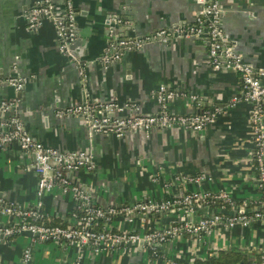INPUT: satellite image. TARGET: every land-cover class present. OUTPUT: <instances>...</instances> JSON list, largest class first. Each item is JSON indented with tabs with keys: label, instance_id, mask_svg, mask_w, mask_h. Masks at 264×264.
Masks as SVG:
<instances>
[{
	"label": "crops",
	"instance_id": "1",
	"mask_svg": "<svg viewBox=\"0 0 264 264\" xmlns=\"http://www.w3.org/2000/svg\"><path fill=\"white\" fill-rule=\"evenodd\" d=\"M34 1L0 0V83L18 78L25 86L22 98H17L15 87H0V100L15 103L12 112L32 136L45 144L93 153L95 169L69 177L96 205L180 197L192 186L173 185L172 176L182 169L211 176L208 187L227 189L238 200L259 195L248 103L228 108L214 125L198 134L182 127H156L149 136L135 131L119 139L110 133L91 135L79 115H58L59 110L85 100L112 99L135 101L142 112L157 114L161 111L153 91L162 84L188 95L171 102L173 111L194 112L191 95L202 98L205 109H227L233 98L242 95V82L231 71L212 70L206 41L175 37L165 44L148 40L139 49L125 52L108 46L116 16L133 19L127 23L135 24L137 33L147 38L175 23L193 22L198 12L196 0H73L79 32L73 46L76 60L59 50L51 22L46 21L36 31L29 29L26 19ZM222 5L229 45L249 64L264 67V0H222ZM107 55L119 58L106 61ZM1 121L0 114V125ZM34 161V155L22 151L16 143L0 145V198L24 207L36 204L38 175ZM156 174L161 177L159 182L154 181ZM165 181L172 183L169 190ZM42 200L44 219L61 225L75 223L79 212L71 194L56 188ZM178 218L174 216L173 220ZM155 220L154 225L168 221L165 217ZM10 221L0 214V226ZM106 222L103 227L114 231L143 229L137 217L134 222L124 218ZM255 227L252 234L238 228L228 236L254 251L264 242V220L256 222ZM29 246L30 264H73L79 255L84 257L83 264L151 261L144 248L136 246L116 248L104 256L75 243L35 245L29 234H21L0 235V264H23V251ZM200 249L198 257L205 258L212 252ZM166 252L187 264L188 257L195 255L184 240L168 244Z\"/></svg>",
	"mask_w": 264,
	"mask_h": 264
},
{
	"label": "built area",
	"instance_id": "2",
	"mask_svg": "<svg viewBox=\"0 0 264 264\" xmlns=\"http://www.w3.org/2000/svg\"><path fill=\"white\" fill-rule=\"evenodd\" d=\"M196 1L198 12L193 22L175 23L147 38L142 37L130 42L122 41L120 44L126 50H134L142 47L148 40L158 39L165 44L170 43L175 37L206 41L212 70L231 71L237 74L242 82V95L233 98L227 109L217 107L205 109L204 100L197 95H191L194 112L173 111L171 102L188 95L162 84L153 91L161 111L157 114L142 112L140 105L135 101L112 99L85 100L59 110L58 115H79L84 119L91 135L110 133L119 139L128 132L135 131H142L149 136L156 127L166 129L182 127L191 132H200L214 125L222 114L227 113L228 108L248 103L249 122L255 147L253 165L258 174L259 195L238 200L227 189L218 190L208 187L207 184L212 181L211 176L177 172L172 176L173 185L195 186L192 190L189 189L190 187L184 190L180 197L98 206L69 177L71 173L82 170L92 172L95 169L93 153L87 150L65 151L47 145L32 136L19 117L14 115L1 121L0 145L16 143L22 151L34 155L33 167L38 175L37 202L32 207H24L0 198V214L11 218L10 223L0 226V235L10 237L29 234L35 245L45 242L63 245L75 243L83 250L104 256L106 253H112L116 248L126 250L136 246L140 249L144 248L149 258L150 256L160 258L156 264H187L184 259L176 258L166 252L168 244L180 240H184L186 246L188 244V250L193 251L197 257L200 247L212 252L234 247L250 248L246 244H239L237 239H231L232 235H228L238 228L248 230L252 234L256 232V222L264 220V67L249 64L244 60L243 55L229 45V36L223 24L222 0ZM58 2L63 3L61 9L57 6ZM26 20L29 29L34 31L41 28L46 21L51 22L56 30L59 50L66 57L76 60L73 46L79 32L73 0H35ZM117 58L119 55H107L105 60L112 61ZM81 74L85 73L81 71ZM7 83L16 90L23 88V83L18 78L9 79ZM15 106V103L0 101V110L3 112L12 111ZM153 178L156 182L161 180L159 174ZM164 185L169 190L172 183L165 181ZM56 188L63 193L71 194L77 201L79 215L75 223L52 225L44 221L42 199ZM215 205L220 206L215 207ZM150 214L161 215L171 220L168 224L163 222L156 225L152 221L149 230L143 226L140 231L132 229L114 231L103 227L107 224L106 221L114 218H124L128 222H134L137 217L143 225ZM174 216L179 218L173 220ZM256 247L253 250L257 249L255 253L259 257L248 264H264V242ZM160 250L166 256L160 255ZM161 259L166 263H162ZM31 261L32 248L29 246L23 251V264H30ZM83 261L84 257L79 255L73 264H83Z\"/></svg>",
	"mask_w": 264,
	"mask_h": 264
},
{
	"label": "trees",
	"instance_id": "3",
	"mask_svg": "<svg viewBox=\"0 0 264 264\" xmlns=\"http://www.w3.org/2000/svg\"><path fill=\"white\" fill-rule=\"evenodd\" d=\"M57 6L59 9L62 8L63 3L58 2ZM5 84V83H4ZM4 86V85H2ZM16 115V113L14 114ZM13 115V116H14ZM178 173H185V174H191L193 173L191 170H179ZM195 186H191L189 189H194ZM220 205H215V207H219ZM214 207V208H215ZM157 217H163L161 215H153L150 214L146 221H144L143 226L146 230H149V227L151 225V222L154 221ZM167 218V217H165ZM168 221L165 222V224H168L170 222V218H167ZM46 223L52 224V225H58L59 222L52 221L49 222L47 219L44 220ZM162 250V249H161ZM159 251L160 255H163V251ZM259 255L255 253L254 251L250 249H240V248H230V249H223L219 250L217 252H210L209 257H196V255L192 254V256H189V263L190 264H248L254 259H257ZM151 261L150 264H156V261L160 258H153V256H150ZM162 263H166L165 260L161 259Z\"/></svg>",
	"mask_w": 264,
	"mask_h": 264
},
{
	"label": "water",
	"instance_id": "4",
	"mask_svg": "<svg viewBox=\"0 0 264 264\" xmlns=\"http://www.w3.org/2000/svg\"><path fill=\"white\" fill-rule=\"evenodd\" d=\"M127 21L132 22L133 19L127 17V16H121L118 15L115 17V20L112 22L111 30L112 32V39L108 40V46L109 49L115 47V50H121L122 52L126 51V48L120 44L122 41L130 42L136 39L142 38L144 35L137 33V28L135 24L133 23H127ZM135 31V33H133ZM135 34V35H133ZM208 44V43H207ZM106 51H109L108 49H105ZM113 51V50H112ZM139 51V50H138ZM2 85L8 86L9 84L7 82L0 83V87H3ZM10 86V85H9ZM24 87L20 90H17V98L24 97ZM3 101V100H0ZM6 101V100H5ZM205 107V104H204ZM1 114V120L9 119L10 116H13L15 113L12 111L9 112H3L0 110ZM17 116V115H16ZM199 132H196L198 134ZM142 243H140V246Z\"/></svg>",
	"mask_w": 264,
	"mask_h": 264
}]
</instances>
